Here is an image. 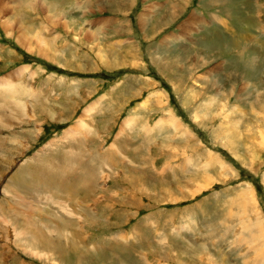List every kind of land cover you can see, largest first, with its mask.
I'll list each match as a JSON object with an SVG mask.
<instances>
[{
    "label": "rangeland",
    "instance_id": "1",
    "mask_svg": "<svg viewBox=\"0 0 264 264\" xmlns=\"http://www.w3.org/2000/svg\"><path fill=\"white\" fill-rule=\"evenodd\" d=\"M174 1L0 0V264H264L255 5Z\"/></svg>",
    "mask_w": 264,
    "mask_h": 264
},
{
    "label": "crops",
    "instance_id": "2",
    "mask_svg": "<svg viewBox=\"0 0 264 264\" xmlns=\"http://www.w3.org/2000/svg\"><path fill=\"white\" fill-rule=\"evenodd\" d=\"M189 1L190 0H175L173 4L170 3V4H166L165 6L162 5L161 2H155V7L160 5L161 6L160 9L156 10L155 12H153L154 13L153 18H151V15H152L151 11H150L149 14H147V17L152 19V20H154V21H156L155 25H156V29H157V32H158L159 29H162V27H165V25L168 24L170 21L175 20V18H177L179 16V15H177V13L179 12L180 7L182 5H184V4H188ZM85 3H87V4H85ZM85 3H81L79 5V7L82 8L84 11L86 9V11L90 12V14H91L92 10L103 11L104 7L105 8L108 7L110 10L113 9L114 11H116L119 14L122 13V12H123V14H125L124 11H122V9H123L122 7L124 5H126L125 0H122L119 3V7L117 8V10H115V6H116V2L115 1H110L109 4H108L106 2V0H94L93 4L90 3L88 5V0H86ZM252 3L255 5V10H254L255 19H257L258 22H259L257 30H258V33L261 35V34H264L263 33V29H264V3H261V1H259V0H257V1L256 0H252ZM150 7H151V2H150ZM165 7H166V9H165L166 13L163 14L162 10ZM241 9H242V11L239 12V14L237 16V19L239 21H241V22H244V16H245L244 15V9L243 8H241ZM259 10H261V13H262V15H261L262 20L256 16L257 11H259ZM144 14H145V12L142 11L141 13H139V16L137 17V27H138V29L141 28V27H144V20H145L144 17H143ZM189 18H190V21L187 22L185 26H184V21H183V22H181V26H179L178 28L182 29V31H183L182 34L185 33V35L187 37V40L190 43H195L198 40H197V38L192 36V34H194V33L196 34V33L200 32L201 35H202V33H203L202 31L204 29H201V27L199 26V23H198L199 19H198L197 15H195V11L190 13V17ZM247 18H248V15H247ZM98 19H103V18H98ZM103 20H105V19H103ZM110 20L116 22L118 19H117V17H114V18H110ZM108 23H109V21H108ZM122 25H126V23H125V21L123 22V20L120 19V24H118L117 27L118 26H122ZM166 27H167V25H166ZM192 27H193V29H192ZM172 34L175 36V39H176L175 45L177 43H178V45H180V44L183 45L182 41H180V38H181L182 34L181 33H177V32L176 33L172 32ZM20 217L21 218H25L27 223H28V221L32 220L29 217L27 218V216H25L23 214H20L19 217H14V219H16V223H19L20 225H21V223L24 224L23 221L20 222V219H19ZM40 218H42V217H40V215H39L37 221H39L41 223H44L43 220H40ZM16 223H15V225H16ZM16 227H17V225H16ZM48 240L49 239H47V241Z\"/></svg>",
    "mask_w": 264,
    "mask_h": 264
},
{
    "label": "bare ground",
    "instance_id": "3",
    "mask_svg": "<svg viewBox=\"0 0 264 264\" xmlns=\"http://www.w3.org/2000/svg\"><path fill=\"white\" fill-rule=\"evenodd\" d=\"M38 36V35H37ZM40 37V36H39ZM255 44H257V43H255ZM129 121H130V119H127L126 121H125V123L128 125V123H129ZM160 121V120H159ZM164 120H161V122H160V124L163 122ZM171 123H172V125H173V127L175 128L176 127V122H174V120H169ZM157 126L159 125V124H156ZM117 150V149H116ZM112 153H114V151L112 150L111 151ZM67 184H69V183H66V189H73V188H76L77 189V191H78V198H79V196L80 195H82V193H84V192H86V190H87V188L89 187V185H90V182H89V180H85V181H82V180H79L78 182H76L75 184L74 183H70L69 184V186L67 185ZM66 191H70V190H66ZM66 193H68V192H66ZM70 195V194H69ZM66 197V196H65ZM67 197H68V194H67ZM39 223H41V222H39ZM42 224V223H41ZM23 231V230H22ZM32 231V230H31ZM45 231V230H44ZM34 232V230L31 232V233H33ZM21 233V232H20ZM35 234H38V235H42V238H43V240L46 242L47 241V239H48V236H45V235H43L40 231H38V229H36V231L34 232ZM22 234V233H21ZM35 234H33V235H35ZM139 264V263H138Z\"/></svg>",
    "mask_w": 264,
    "mask_h": 264
}]
</instances>
